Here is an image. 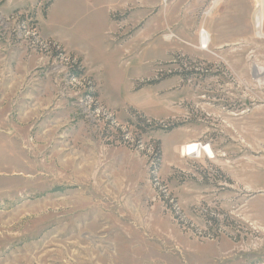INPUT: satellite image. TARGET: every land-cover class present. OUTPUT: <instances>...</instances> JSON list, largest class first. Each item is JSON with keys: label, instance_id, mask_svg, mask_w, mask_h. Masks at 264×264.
I'll return each mask as SVG.
<instances>
[{"label": "rangeland", "instance_id": "obj_1", "mask_svg": "<svg viewBox=\"0 0 264 264\" xmlns=\"http://www.w3.org/2000/svg\"><path fill=\"white\" fill-rule=\"evenodd\" d=\"M49 1L15 11L24 29L0 0V264H264L255 0L56 1L52 22L97 38L101 86L47 54ZM166 100L183 114L151 116Z\"/></svg>", "mask_w": 264, "mask_h": 264}, {"label": "crops", "instance_id": "obj_2", "mask_svg": "<svg viewBox=\"0 0 264 264\" xmlns=\"http://www.w3.org/2000/svg\"><path fill=\"white\" fill-rule=\"evenodd\" d=\"M3 1H4L3 2V4H4L3 5V12L8 14V13L19 11V10L20 11L21 10H27L26 9L27 7L36 3L38 0H6V1L3 0ZM56 1H58V0L52 1V3L50 4V6L47 9V13H46L45 17L43 15L40 16L39 15L40 14L39 9L35 8L36 9L35 10V20H36L37 25H38V36L42 40L53 41V43L56 46L59 45L67 54L73 55L76 59L80 60L82 65H83V68L85 69V72L87 74H89L90 76L94 77L92 72L87 68L88 62L86 61L85 57L88 58V56H89L88 50L91 46H93L97 43V38L95 39V38H93V36L88 37L86 35H83L81 37L80 34L78 33V30H81V29L75 27L74 23H72V24L70 23V25H69V22H67V20L60 19L58 21L52 22L51 21V14H50V12H48V10L50 11V9H52V7L54 6ZM220 1L222 2V0H220ZM218 2H219V0H218ZM217 3L215 1H213V5H216V7H217ZM256 4H257V0H255V5ZM110 14H111V12H110ZM42 24L47 25L48 27L51 28V30L44 32L42 30ZM84 25L85 24H83V26H82L83 30H85ZM85 26L86 27L89 26L91 29L96 28L95 22H90L89 24H86ZM15 42H17V41H15ZM81 46H82V49H81ZM2 49L5 50L6 45H4V44L1 45L0 50L2 51ZM134 68H135V64L133 66H130L129 70L130 69L133 70ZM95 79L100 82V86H101L102 81H100L98 78H95ZM148 103H150V105L156 104L154 98H152ZM168 103H169V100H166L164 102H158L157 104H160L159 106L157 105L160 109V110H157L159 113H153L154 111L150 112V110H149V112L151 113L150 115L151 116H158V115H161L162 113H164L165 116H167L166 118H169L170 116H176V114H178V115L183 114V112L181 111L180 108H177L175 110H171V108L169 106L165 107L164 105H167ZM109 106L114 108V104L112 103V101H109ZM143 106H145V105H143ZM137 107H141V106H137ZM200 130H192L191 132H189L188 134H186L184 136L183 141L191 142V141L196 140L195 139L196 136L201 137L203 132H202V130L200 132Z\"/></svg>", "mask_w": 264, "mask_h": 264}, {"label": "trees", "instance_id": "obj_3", "mask_svg": "<svg viewBox=\"0 0 264 264\" xmlns=\"http://www.w3.org/2000/svg\"><path fill=\"white\" fill-rule=\"evenodd\" d=\"M52 1H54V0H50L47 4H46V6H45V9L43 10L44 11V17L46 16V11H47V9H48V7L50 6V4L52 3ZM16 13H18V12H15V14ZM18 23H20L21 25L23 24V19L22 18H20L19 19V21H18ZM31 25H32V27H36V24L34 23V21H32L31 22ZM34 41V40H33ZM57 47V46H56ZM56 47H53V46H49L48 47V51H47V54H49L50 55V57L51 58H53V59H56V58H59L60 56H62V52H61V50L58 48V50H57V48ZM70 76L72 77V78H76V77H79L80 75H81V72L79 71V67L77 66V64L76 65H74V67H72L71 69H70ZM157 83V81H150V82H148L147 84L148 85H152V84H156ZM92 95V94H91ZM93 96V95H92ZM153 156H154V159L155 160H159V158H160V149H159V145L157 144L156 145V147L154 148V150H153ZM211 224L212 225H216V220L214 219H211Z\"/></svg>", "mask_w": 264, "mask_h": 264}, {"label": "bare ground", "instance_id": "obj_4", "mask_svg": "<svg viewBox=\"0 0 264 264\" xmlns=\"http://www.w3.org/2000/svg\"><path fill=\"white\" fill-rule=\"evenodd\" d=\"M257 10L255 11L256 13L254 14V27L256 30L260 31L263 29V24H264V16H263V10H264V0H257ZM210 13V12H209ZM23 28L25 29V26L22 25ZM257 34V33H256ZM35 35V33H34ZM209 42L210 38L208 34L201 30L200 33V43H201V48L203 49H208L209 47ZM264 75V72L262 70H258L257 76Z\"/></svg>", "mask_w": 264, "mask_h": 264}, {"label": "built area", "instance_id": "obj_5", "mask_svg": "<svg viewBox=\"0 0 264 264\" xmlns=\"http://www.w3.org/2000/svg\"><path fill=\"white\" fill-rule=\"evenodd\" d=\"M258 5H256V7H257ZM257 10V9H256ZM21 16H23V14H15V15H12L11 16V19L12 18H20ZM25 19H27L28 20V16H26L25 17ZM32 22V21H31ZM31 22H28V25H30L29 27H30V29H31V32H33V33H37V28L36 27H32V25H31ZM50 46H53V47H56V45L53 43V42H47ZM57 48V50H58V46L56 47Z\"/></svg>", "mask_w": 264, "mask_h": 264}]
</instances>
